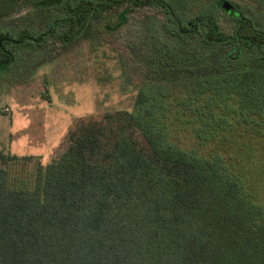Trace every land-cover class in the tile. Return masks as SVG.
I'll return each mask as SVG.
<instances>
[{
  "label": "trees",
  "instance_id": "obj_1",
  "mask_svg": "<svg viewBox=\"0 0 264 264\" xmlns=\"http://www.w3.org/2000/svg\"><path fill=\"white\" fill-rule=\"evenodd\" d=\"M3 1L16 11L17 0ZM211 1L232 31L198 0H39L65 16L39 33L0 32L4 75L23 59L16 50L44 47L59 29L69 43L96 21L117 32L136 9L164 13L146 34L157 81L132 110L70 127L46 165L1 152L0 264H264V72L230 66L250 51L264 63V29L234 1ZM198 37L224 57L188 50L183 38ZM30 52L20 72L43 62ZM192 134L233 150L200 154L182 141Z\"/></svg>",
  "mask_w": 264,
  "mask_h": 264
},
{
  "label": "rangeland",
  "instance_id": "obj_2",
  "mask_svg": "<svg viewBox=\"0 0 264 264\" xmlns=\"http://www.w3.org/2000/svg\"><path fill=\"white\" fill-rule=\"evenodd\" d=\"M37 1L17 0L16 11L13 12L0 0V32H16L27 28L39 33L48 30L56 18L65 16L63 7H36ZM232 1L239 4L264 29L262 2ZM198 2L204 5L202 10L215 15L222 30L232 31L234 22L221 10L217 9L214 13L211 0ZM194 9L186 12V17H192L199 11L196 8L194 13ZM121 11L113 13L111 25L117 21ZM163 17L161 10L140 8L129 14L128 24L117 32L104 29L96 21L88 34L73 42L61 41L62 29H59L44 47L16 50L18 56L24 59L31 55L30 50L35 49L43 53L44 59L42 63L20 72L19 67L24 62L20 58L15 68L0 75V154L34 156L46 165L63 143L70 127L91 118L101 120L108 112L132 110L140 88L155 85L154 81H157L156 72L147 65L153 40L150 38L149 41L146 34L149 31L148 23L155 20L158 25ZM160 33V28H157V36H161ZM183 39L188 50H195L202 57H206L207 52L212 61L214 57L225 55L226 48L206 45L199 37ZM155 54L158 55L157 52ZM258 57L257 51H250L237 63H230V66L242 67L252 63L255 69L264 72V63L257 62ZM39 58L35 56L26 61L25 65H33ZM168 81L158 86L166 87ZM170 87L173 88V84ZM156 92L160 93L153 91ZM180 92L187 93L182 90ZM182 141L186 146H196L200 154H226L225 151L233 150L215 141L196 145L193 134L184 137ZM1 163L0 158V166Z\"/></svg>",
  "mask_w": 264,
  "mask_h": 264
},
{
  "label": "built area",
  "instance_id": "obj_3",
  "mask_svg": "<svg viewBox=\"0 0 264 264\" xmlns=\"http://www.w3.org/2000/svg\"><path fill=\"white\" fill-rule=\"evenodd\" d=\"M7 110H9V108H7Z\"/></svg>",
  "mask_w": 264,
  "mask_h": 264
}]
</instances>
